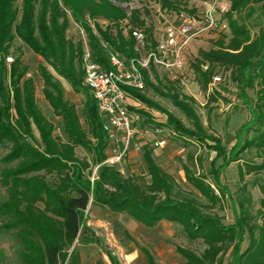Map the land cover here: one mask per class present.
Instances as JSON below:
<instances>
[{
	"label": "trees",
	"instance_id": "trees-1",
	"mask_svg": "<svg viewBox=\"0 0 264 264\" xmlns=\"http://www.w3.org/2000/svg\"><path fill=\"white\" fill-rule=\"evenodd\" d=\"M156 1L171 12L185 10L196 14V8L189 9L188 0ZM257 3L262 4L264 13V0H231V8L223 14L231 29L230 36L221 35L209 48H200L191 62L199 84L205 89L215 72L229 74L243 97L247 96L248 88L258 86L253 117L238 132L239 136L246 134L241 144L228 150L221 138L209 134L189 101L193 98L181 92L180 81L161 78L154 66L144 71L146 88L171 98L193 118V128L148 96L146 89H130L139 102L167 115L166 121L156 123L157 126L171 128L185 144L198 141L216 152L212 161L216 181H207L186 165V179L194 187L187 190L155 160L148 146L144 160L150 181L141 183L118 166L104 163L109 138L97 102L82 84L84 43L67 36L69 12L85 28L95 59L110 67L104 43L128 58L135 55V39L119 23L127 18L126 9L112 0H0V145L9 146L1 158L4 166L0 167V182L6 190L0 199V231L14 238L20 264H85L77 244L93 230L85 219L90 205L126 213L148 227L163 220L178 223L189 239L202 240L205 245L201 252L178 247L184 264H224L228 253L233 255L235 264H264V20L250 25L241 18L249 5ZM143 12L150 14L146 7L133 9L129 24L144 26ZM88 15L106 19L110 24L103 28L97 23L95 32L87 21ZM253 28L258 29L253 33ZM152 31V27L148 29L151 40ZM17 39L41 55L70 82L75 92L85 95L86 127L76 105L65 98L62 81L41 63L42 91L55 115L63 121L62 134L56 133L55 124L38 104L36 84L27 77L29 67L22 60L23 52L15 46ZM13 53L15 58L8 63L7 57ZM139 112L153 120L149 113ZM78 148L84 151L83 156L78 154ZM252 149L262 160L257 163L244 160L239 164V174L241 178L247 174L263 175L256 181L262 193L259 219L253 221L244 211L252 201L251 196L245 195L238 201L243 211L234 223L226 224L213 211L218 205L223 206L225 195L218 181L220 169L242 160L241 153ZM219 158L223 161L216 167ZM188 159L195 164L193 153ZM96 166L97 174L92 180ZM245 235L249 243L243 249ZM146 255L149 264H158L150 252L146 251ZM111 258L113 264H119L116 257Z\"/></svg>",
	"mask_w": 264,
	"mask_h": 264
},
{
	"label": "rangeland",
	"instance_id": "rangeland-1",
	"mask_svg": "<svg viewBox=\"0 0 264 264\" xmlns=\"http://www.w3.org/2000/svg\"><path fill=\"white\" fill-rule=\"evenodd\" d=\"M112 1L119 4L118 0ZM128 2L131 5L140 3L144 7L151 5L148 18L153 31H160L164 27L166 19L174 21L178 17L176 13L161 9L159 4L153 1L129 0ZM188 5L189 9L196 8V14L204 8V5L199 0H188ZM261 10V3L249 5L241 18L250 25L256 21L264 20V13ZM199 14L201 15V12ZM69 18L68 38L73 39L75 42L82 40L83 43H86L88 41L86 35L84 36L79 23L74 20L70 12ZM219 18L220 20L214 29L205 30L194 37L187 45L185 49L186 64L182 71L183 73L178 74L177 77L171 74L172 76L170 77L164 69H158V72L163 79L167 76L172 80L180 81L181 92L193 98V100L189 99V101L207 132L221 138L224 145L230 150L235 144H241V141L246 137L245 133H241L239 136L238 132L242 125L253 117L252 107L257 98L258 86L248 88L246 90L247 96L243 97L238 84L230 79L229 74L224 72L214 73V76H222V82L220 83H210L206 89L199 84L191 67V62L195 59L199 49H207L221 35L230 36L231 34L228 21L223 15H219ZM257 29L253 28L252 32H256ZM15 46L23 52L22 60L29 67L27 77L34 79L38 104L44 114L55 124L56 133L62 134L63 121L61 117L55 115L51 104L42 91L44 79L39 70L41 63L46 64L48 69L62 81L65 88V98L76 105L81 121L86 127L84 115L85 95L75 92L67 79L60 76L51 65L46 63L41 55L34 52L20 39L16 40ZM10 56L13 59L15 58L14 53L10 54ZM88 91L91 94L89 89ZM145 92L169 109L187 127H194L193 118L176 106L171 98L162 95L153 88H146ZM136 107L137 111L143 110L149 113L153 120H149L146 114H142L143 121L140 124L143 132L136 137V140L144 143V146L141 150H135L133 147L129 148L126 156L119 164V168L123 173L134 175L141 183L150 181L147 164L144 160L145 147L148 146L152 149L155 160L171 173L185 189H194L186 179V165H189L194 172L204 175L207 181L212 183L216 181L212 163L216 156L214 150L202 144L200 145L198 141L185 144L184 140L176 135L171 128L157 126L156 123L166 121L167 115L165 113L149 108L141 102ZM157 128L160 131H156ZM34 133L40 139L39 131L36 127H34ZM159 137L165 138L166 144L159 148H153L151 142ZM115 147L114 143L108 144V155L113 153ZM8 150V145H0V167L4 166L1 158ZM77 151L80 156L84 155V151L81 148H78ZM190 153L194 154L195 164L188 159ZM240 156L242 160L230 163L227 167L220 169L219 173L218 181L225 190V195L223 196V206L218 205L213 211H217L226 224L234 223L237 216L243 211L238 201L239 198L245 195L251 196L252 201L245 206L244 211L252 217L253 221L259 219L261 213L260 198L262 193L259 186L256 185V181L263 175L247 174L244 178H241L239 164L244 160L257 163L262 159L256 156L255 149L243 152ZM222 161L223 159L219 158L216 167ZM97 169V166L94 167L92 180L95 179ZM5 195V187L0 182V199ZM203 200L206 201L205 198ZM85 219L87 225L93 229L82 236L77 244L85 264H113L111 256L116 257L119 264H149L146 251L153 255L158 264H184L185 258L178 251V247L190 248L199 252L205 247L202 240L189 239L185 235L182 226L167 220L161 221L154 227H148L135 221L126 213H114L106 207L96 205L89 206L85 213ZM248 243V235H245L242 248H246ZM0 264H20L14 238L2 231H0ZM224 264H235L233 263V255L228 253L225 256Z\"/></svg>",
	"mask_w": 264,
	"mask_h": 264
},
{
	"label": "built area",
	"instance_id": "built-area-1",
	"mask_svg": "<svg viewBox=\"0 0 264 264\" xmlns=\"http://www.w3.org/2000/svg\"><path fill=\"white\" fill-rule=\"evenodd\" d=\"M128 1L119 3L127 12V18L120 20L119 23L124 27L126 34L131 33L134 37L135 55L128 58L104 43L111 65L104 67L95 59L88 41L84 43L82 54L84 70L82 84L90 90L97 102L103 129L108 135L109 143L116 145L113 153L108 155L104 163L118 167L130 147L141 150L144 146V143L136 140V137L143 132L140 124L143 121L142 113L136 110V106L140 105V102L132 96L130 89L140 91L146 89L144 71H150L152 66L157 70L164 69L170 77L171 74L177 77L178 74L183 73L186 64L185 49L189 42L205 30L214 29L220 20L219 15H223L231 8V0L201 1L204 5L203 10L200 11L201 15L200 12L191 15L185 10L171 12L167 8H163L158 1L148 0L159 4L161 9L176 13L178 16L174 21L166 19L164 27L160 31H152L151 40L148 33V29L152 27L148 18L149 14L143 12L144 26L129 24L128 17L131 16L132 10L138 8L144 10V5L140 3L131 5ZM150 6L149 4L146 8L150 9ZM87 21L95 32H97V23L103 28L110 24L106 19H94L89 15ZM79 27L88 39L85 28L80 23ZM7 60L9 63L13 62V57L8 56ZM220 82H222L221 75L213 76L212 84ZM156 131H160V129L157 128ZM165 144L166 139L163 137L156 138L151 142L153 148H159Z\"/></svg>",
	"mask_w": 264,
	"mask_h": 264
},
{
	"label": "crops",
	"instance_id": "crops-1",
	"mask_svg": "<svg viewBox=\"0 0 264 264\" xmlns=\"http://www.w3.org/2000/svg\"><path fill=\"white\" fill-rule=\"evenodd\" d=\"M97 206V205H96ZM82 256V255H81Z\"/></svg>",
	"mask_w": 264,
	"mask_h": 264
}]
</instances>
